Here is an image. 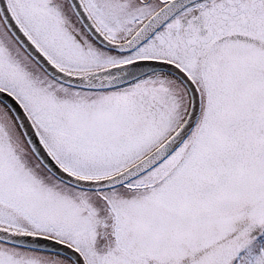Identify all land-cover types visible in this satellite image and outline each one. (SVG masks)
<instances>
[{
  "label": "snow or ice",
  "instance_id": "6c2138e0",
  "mask_svg": "<svg viewBox=\"0 0 264 264\" xmlns=\"http://www.w3.org/2000/svg\"><path fill=\"white\" fill-rule=\"evenodd\" d=\"M0 264H264V0H0Z\"/></svg>",
  "mask_w": 264,
  "mask_h": 264
}]
</instances>
